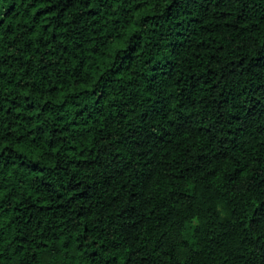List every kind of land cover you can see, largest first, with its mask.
Here are the masks:
<instances>
[{
    "label": "trees",
    "instance_id": "obj_1",
    "mask_svg": "<svg viewBox=\"0 0 264 264\" xmlns=\"http://www.w3.org/2000/svg\"><path fill=\"white\" fill-rule=\"evenodd\" d=\"M0 264H264V0H0Z\"/></svg>",
    "mask_w": 264,
    "mask_h": 264
}]
</instances>
